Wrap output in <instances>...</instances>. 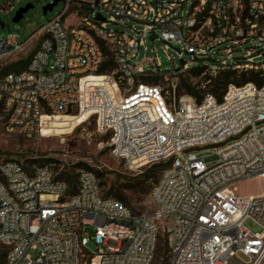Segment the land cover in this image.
<instances>
[{"label": "built area", "instance_id": "1", "mask_svg": "<svg viewBox=\"0 0 264 264\" xmlns=\"http://www.w3.org/2000/svg\"><path fill=\"white\" fill-rule=\"evenodd\" d=\"M64 2L25 40L0 32V61L43 35L25 69L0 66L5 131L36 139L55 118L88 112L130 167L169 165L151 190L153 210L137 213L106 198L93 170L80 171L70 194L49 165L29 171L0 159V264H153L162 221L172 225L168 264H229L237 255L263 264L264 194L241 195L237 185L264 178V0ZM151 36L203 60L212 77L255 72L263 82L230 83L221 99L178 98L140 80L160 67L157 57L137 62ZM101 40L113 53L112 72L100 73L108 58ZM188 68L183 61L177 70ZM203 151L218 159L206 162Z\"/></svg>", "mask_w": 264, "mask_h": 264}, {"label": "rangeland", "instance_id": "2", "mask_svg": "<svg viewBox=\"0 0 264 264\" xmlns=\"http://www.w3.org/2000/svg\"><path fill=\"white\" fill-rule=\"evenodd\" d=\"M52 1L0 0V18L7 25L1 29V34L6 35L12 30L18 32L24 40L27 39L63 10L65 2L60 1L52 11L44 14L43 7ZM29 3L33 4L34 7L25 13L19 22H14L13 19L18 9ZM104 16L109 17L105 13ZM128 23L132 24V22ZM67 24H75L73 14L67 16ZM109 26L121 29L120 26L114 23H109ZM42 38L43 35L37 36L18 56L0 61V66H5L6 71H13L24 64L25 61H29L28 58L36 50ZM156 57L160 61V67H157L156 72H148L140 77L141 81L159 85L164 90H169L172 95L175 93L178 98L189 96L187 93L188 87H193L195 90L200 91L202 95L209 92V81L206 80L209 74L206 72L196 74L193 71L195 67L203 64V60H195L186 53L180 55L173 48L167 51L161 40H151L148 37L146 45L140 47L137 62L147 60L149 62L150 59ZM19 60L23 61L19 62ZM183 61L187 62L190 68L177 70ZM148 68H151L150 63L146 64V69ZM200 157L204 158L206 162L218 159V155L213 151H203L200 153ZM0 159L16 160L29 171L49 165L56 176L79 175L82 169H87L86 166H89L94 172L101 173L100 184L103 195L110 194L111 197H115L116 194H119L123 196L126 199L124 202L137 213H148L153 210L152 187L163 169L169 165L168 161L161 160L140 168L130 167L122 159L112 154L110 137L97 130L94 116H89L85 122L77 126L71 133L51 136L49 133H45L44 136L36 139L27 138L19 133L6 132L3 120L0 119ZM157 163L160 164L156 167L153 166ZM155 173H158L156 178L150 177L146 183L144 182L146 176L143 175L153 176ZM237 193L241 195L264 194V178L259 177L238 183ZM246 225L253 232L261 230V227L252 220H248ZM159 226L158 254L154 264H168L171 251L172 225L169 221H162ZM87 232L93 234V229L88 228ZM31 255L35 259L39 256V251L33 250ZM244 262L245 258L241 255L234 256L229 260V264H245Z\"/></svg>", "mask_w": 264, "mask_h": 264}, {"label": "trees", "instance_id": "3", "mask_svg": "<svg viewBox=\"0 0 264 264\" xmlns=\"http://www.w3.org/2000/svg\"><path fill=\"white\" fill-rule=\"evenodd\" d=\"M101 44H102V46H103L108 58H107V62L105 64V66H103L100 69V73L112 72L116 68V62H115L113 53L110 50V48L107 46L106 41L101 40ZM28 59L30 60V58H28ZM21 61H23V60H19V62H21ZM28 62L29 61H27V62L25 61L24 64H22L21 66H19L18 68H16L13 71L19 72V71L25 69V67L27 66ZM193 71H195L196 74H201L202 72H206L205 68L202 67V66L195 67V69ZM206 80L209 81L208 82V86L210 87V90H209L208 93L214 94L219 99H221V97L225 93V91H226V89H227V87H228V85L230 83L242 84V83H245V82H248V81H255L258 84H262V82H263L261 79L258 78V75L255 72H251L249 74H247V73L238 74L235 71H224V72H221L220 74H218L215 77H212V76L209 75ZM148 84L155 85L153 83H148ZM187 93L189 94V96H192L193 98H195L197 102H201L202 99L204 98V95H205V94H203V95L200 94V91L195 90L193 87H188ZM159 164L160 163H157V164H155L153 166L156 167ZM86 168L88 170H93L89 166H86ZM96 174H97L98 178L100 179L101 173L96 172ZM161 175H162V173H161ZM161 175L159 176L158 180L154 184H156L159 181ZM78 176L79 175H75V176H72V175L63 176V175H61V176H56V179L68 183V185L70 187V194H75V192L77 191V187H78ZM143 176L144 177L146 176V179L144 180V182L146 183L149 180L150 177H155L156 178L158 176V173H155L153 176H148V175H143ZM104 196L106 198H116V199H119V200H121L123 202H124V200H126L123 196H121L119 194H116L115 197H111L110 194H107V195H104ZM158 245H159V243H158ZM157 254H158V246H157V250H156L155 259L157 257ZM155 259H154V261H155Z\"/></svg>", "mask_w": 264, "mask_h": 264}, {"label": "bare ground", "instance_id": "4", "mask_svg": "<svg viewBox=\"0 0 264 264\" xmlns=\"http://www.w3.org/2000/svg\"><path fill=\"white\" fill-rule=\"evenodd\" d=\"M88 117V112L79 116L57 117L50 122L48 126L50 128H46L45 133H49L50 136L71 133L77 126L85 122Z\"/></svg>", "mask_w": 264, "mask_h": 264}, {"label": "water", "instance_id": "5", "mask_svg": "<svg viewBox=\"0 0 264 264\" xmlns=\"http://www.w3.org/2000/svg\"><path fill=\"white\" fill-rule=\"evenodd\" d=\"M60 1H64V0H53L52 2L46 4L43 7V12L44 14H47L49 11H52L54 9V7L60 2ZM34 5L29 3L24 7H21L18 9V11L16 12L13 21L14 22H19L25 15V13H27L31 8H33ZM7 25L5 22H3L0 18V32L2 28H5ZM155 37L151 36V39L153 40Z\"/></svg>", "mask_w": 264, "mask_h": 264}]
</instances>
